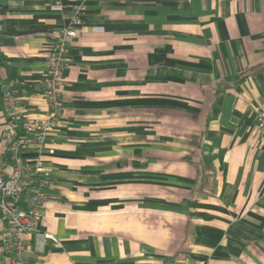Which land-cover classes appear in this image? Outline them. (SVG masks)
Instances as JSON below:
<instances>
[{"label":"crops","instance_id":"1","mask_svg":"<svg viewBox=\"0 0 264 264\" xmlns=\"http://www.w3.org/2000/svg\"><path fill=\"white\" fill-rule=\"evenodd\" d=\"M79 2L0 0L5 174L4 94L46 118L47 58ZM83 5L61 121L20 153L49 180L31 264H264V0Z\"/></svg>","mask_w":264,"mask_h":264},{"label":"built area","instance_id":"2","mask_svg":"<svg viewBox=\"0 0 264 264\" xmlns=\"http://www.w3.org/2000/svg\"><path fill=\"white\" fill-rule=\"evenodd\" d=\"M55 1L60 4L61 0ZM80 1L73 6L70 23L57 33L49 51L47 74L42 86L48 106L46 118H22L12 101V90L7 89L4 94L8 113L4 133L6 153L14 163L7 174V164L0 166V212L5 221L0 252L9 264H31L26 256L25 235L37 231L42 221L49 180L43 173V166L25 162L20 153L32 145L46 142L61 121L65 106L64 70L72 62L69 46L79 33L84 9L85 0ZM255 130L264 135V102L256 112ZM44 236L57 240L50 232H44Z\"/></svg>","mask_w":264,"mask_h":264}]
</instances>
